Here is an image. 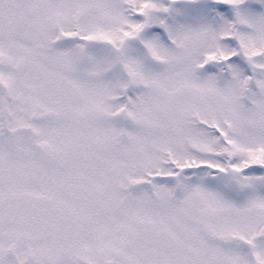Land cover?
Listing matches in <instances>:
<instances>
[{
    "label": "snow or ice",
    "instance_id": "obj_1",
    "mask_svg": "<svg viewBox=\"0 0 264 264\" xmlns=\"http://www.w3.org/2000/svg\"><path fill=\"white\" fill-rule=\"evenodd\" d=\"M0 264H264V0H0Z\"/></svg>",
    "mask_w": 264,
    "mask_h": 264
}]
</instances>
